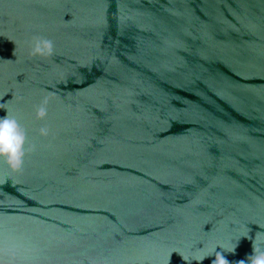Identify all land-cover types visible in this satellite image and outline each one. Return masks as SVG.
Segmentation results:
<instances>
[{
    "label": "water",
    "instance_id": "obj_1",
    "mask_svg": "<svg viewBox=\"0 0 264 264\" xmlns=\"http://www.w3.org/2000/svg\"><path fill=\"white\" fill-rule=\"evenodd\" d=\"M6 110L35 150L0 160V264L264 246V0H0Z\"/></svg>",
    "mask_w": 264,
    "mask_h": 264
},
{
    "label": "clouds",
    "instance_id": "obj_2",
    "mask_svg": "<svg viewBox=\"0 0 264 264\" xmlns=\"http://www.w3.org/2000/svg\"><path fill=\"white\" fill-rule=\"evenodd\" d=\"M15 53V51H14ZM54 54V44L51 40L43 37H34L31 44L30 55L50 57ZM47 97L42 101L41 105L36 109V116L38 119H46L47 112ZM7 113V110H6ZM49 129L47 127H42L40 129V134L42 136L49 135ZM34 151L35 145L31 148L27 147V132L21 126L20 122L8 113L4 117H0V160H3L12 171L18 172L22 170L24 165V160L28 151ZM248 239L252 237L248 234ZM238 244L235 245L230 251V253L235 254ZM223 249L222 246H217ZM216 247V249H217ZM253 254L247 257V262L241 259L235 264H264V246H258L256 243V238L253 240ZM215 249V259L212 264H230V262L225 258L222 252L216 251ZM224 250V249H223ZM225 251V250H224ZM209 256H204L196 258V261H203Z\"/></svg>",
    "mask_w": 264,
    "mask_h": 264
}]
</instances>
